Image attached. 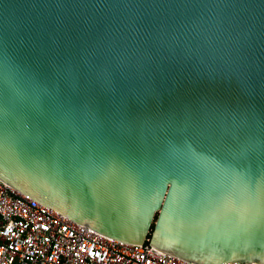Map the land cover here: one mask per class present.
Listing matches in <instances>:
<instances>
[{
	"label": "water",
	"instance_id": "95a60500",
	"mask_svg": "<svg viewBox=\"0 0 264 264\" xmlns=\"http://www.w3.org/2000/svg\"><path fill=\"white\" fill-rule=\"evenodd\" d=\"M0 180L131 246L264 264V0H0Z\"/></svg>",
	"mask_w": 264,
	"mask_h": 264
},
{
	"label": "built area",
	"instance_id": "2783aa9c",
	"mask_svg": "<svg viewBox=\"0 0 264 264\" xmlns=\"http://www.w3.org/2000/svg\"><path fill=\"white\" fill-rule=\"evenodd\" d=\"M0 264L193 263L105 237L0 180Z\"/></svg>",
	"mask_w": 264,
	"mask_h": 264
}]
</instances>
